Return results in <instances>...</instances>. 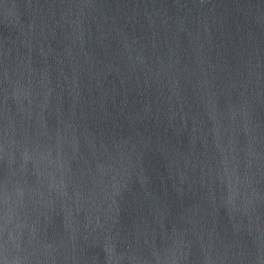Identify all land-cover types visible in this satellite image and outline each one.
Masks as SVG:
<instances>
[{"label": "water", "instance_id": "water-1", "mask_svg": "<svg viewBox=\"0 0 264 264\" xmlns=\"http://www.w3.org/2000/svg\"><path fill=\"white\" fill-rule=\"evenodd\" d=\"M0 264H264V0H0Z\"/></svg>", "mask_w": 264, "mask_h": 264}]
</instances>
